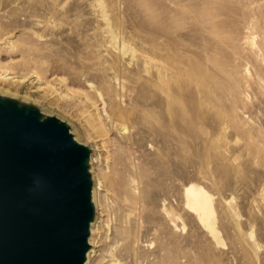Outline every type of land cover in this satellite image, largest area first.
<instances>
[{"label":"rangeland","instance_id":"1","mask_svg":"<svg viewBox=\"0 0 264 264\" xmlns=\"http://www.w3.org/2000/svg\"><path fill=\"white\" fill-rule=\"evenodd\" d=\"M239 10L259 48L264 0H0V100L56 119L87 151L84 264L110 248L125 264H264V85L248 53L229 97L200 24ZM188 183L212 197L216 239L183 209Z\"/></svg>","mask_w":264,"mask_h":264},{"label":"water","instance_id":"2","mask_svg":"<svg viewBox=\"0 0 264 264\" xmlns=\"http://www.w3.org/2000/svg\"><path fill=\"white\" fill-rule=\"evenodd\" d=\"M86 163L62 123L0 100V264H82Z\"/></svg>","mask_w":264,"mask_h":264},{"label":"bare ground","instance_id":"3","mask_svg":"<svg viewBox=\"0 0 264 264\" xmlns=\"http://www.w3.org/2000/svg\"><path fill=\"white\" fill-rule=\"evenodd\" d=\"M220 8H222V7H220ZM249 10L252 11V9H249ZM237 12L238 13H235V16L229 17V15H228V18L226 17L227 15L223 14L226 17L223 19H218L219 18L218 16H210L209 18L205 19V12L201 13L202 16H200L201 17V19H200L201 23L200 24L204 25L203 27H201L203 30V33L205 34V32H206L210 36L211 41L213 42V48L212 47L210 48L209 56H210V62L217 66L216 72L218 73V75L217 74L216 75L219 77L221 76L226 81H229L232 83V84L228 83L229 85H231L229 87L230 89L228 92H225L227 88L222 89L223 86L221 87V91L225 90L224 92L227 93V95L229 97L233 96V99H234V94H235L237 87H236V84L233 83V82H235V80H233L232 78H233V75H235V74H240L243 78L248 75V73H247L248 71L244 67V66H246V64H245L246 62H244V60H245L244 58L248 55V53L253 55L255 63L258 64L257 65L258 69H256V67L254 68V69H256V72L254 69L252 70L253 71L252 73L253 74L255 73V75H254L253 79H251V80L259 86L264 85V67L263 66L261 67V65L263 64L261 52H264V37L262 36L263 41H262V44L259 46V48L257 46H255V44L252 42L253 39L251 38V36H252V30H254L256 25L253 23L251 18H244L243 19L242 17H244V16H242L241 19H239L240 17L238 18L239 15L237 16V14L240 13V10ZM197 13H198V15H200L198 11H197ZM197 13H196V16H198ZM220 14H222V13H220ZM231 15H232V13H231ZM254 15L255 14H253V16ZM261 17L262 16L260 15V19H261ZM262 33L264 34V32H262ZM208 60H209V58H208ZM242 61L244 62V64ZM241 67H243V68H241ZM242 69H245V70L242 71ZM239 70H241V71H239ZM241 72H242V74H241ZM235 78H238V77H235ZM251 78H252V76H251ZM224 79H223V81H224ZM237 82L239 83L240 81L238 80ZM129 165L131 166V164H129ZM137 172H140V170ZM142 172H144V171H142ZM127 173L128 172H126V176H127ZM129 174H130V172L128 173L127 177H130V175H132V174H130V175ZM123 175H125V174H123ZM145 175H147V174H145ZM139 176H140L138 178L139 184H142L143 180H145L144 179L145 177H144V175H141V174ZM124 178H125V176H124ZM146 179H147V177H146ZM115 181H116V179H115ZM135 181L136 180L129 179V180H126L125 183L123 182L124 188L121 190V193H120L121 195L119 194L120 195L119 197H117L116 195H113V190H112V195L121 200L120 201L117 199L118 201L121 202L119 204V206L122 205L121 207L123 208V210L126 209V211H128V214H126L125 217H123V219L125 218L126 222L129 221L132 214L136 213V211H137V209L136 210L134 209L135 208L134 206L136 204L134 202H132L133 200L132 201L129 200L131 198H129L127 195L128 193L131 194L132 192H135V191L139 192V188L136 186L137 183L135 184ZM118 186H119V184H118ZM119 189H120V187H119ZM114 194H115V192H114ZM126 195H127V197H126ZM113 196H111L110 198L114 199ZM116 201L114 203H116ZM181 201L183 202V205H184L183 209H185V211H187L188 213H190L191 215L194 216L193 218H195L198 227L202 231H206L210 237L216 239L217 238V233H216V228H215L216 218H215V212L213 209L212 197L202 187H200L196 184L188 183V184H185L182 186V199H181ZM140 207H141V205H140ZM164 207L165 206L163 205L162 208L165 211ZM227 209L229 211H231V208L229 206H227ZM169 222L171 223V226L173 228L176 227L175 225L172 224V220H170ZM122 228H123V226H122ZM118 242H115L114 245H116ZM132 244H133L132 242L129 245L126 244L124 247L125 248L124 251L128 253L129 250L131 249ZM134 245H133V247H134ZM85 256H86V253L84 255V260H83L82 264L86 263ZM102 258L104 261L103 264H125L124 262H122V260L114 258L113 251L111 248H110V250H108V252H106L102 255Z\"/></svg>","mask_w":264,"mask_h":264}]
</instances>
